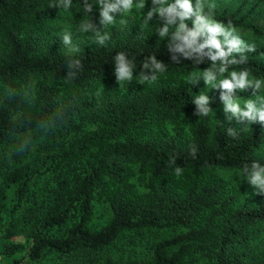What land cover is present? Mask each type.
I'll return each instance as SVG.
<instances>
[{
  "label": "trees",
  "instance_id": "16d2710c",
  "mask_svg": "<svg viewBox=\"0 0 264 264\" xmlns=\"http://www.w3.org/2000/svg\"><path fill=\"white\" fill-rule=\"evenodd\" d=\"M105 1L0 0V81L9 88L0 144L50 121L75 133L50 154L73 171L57 178L40 211L17 217L30 176L23 166L3 174L0 264H179L193 249L212 264H264V193L244 195L218 171L264 173V130L247 113L239 122L213 115L256 89L203 95L191 76L238 73L264 84V44L228 57L188 21L173 30L175 0H141L137 27L124 23L92 45L65 50L43 39L61 16L96 24ZM99 86L111 92L98 103ZM95 199L109 210L98 227L89 223ZM168 226L180 230L156 240L147 258L89 257L122 231Z\"/></svg>",
  "mask_w": 264,
  "mask_h": 264
},
{
  "label": "rangeland",
  "instance_id": "374dc122",
  "mask_svg": "<svg viewBox=\"0 0 264 264\" xmlns=\"http://www.w3.org/2000/svg\"><path fill=\"white\" fill-rule=\"evenodd\" d=\"M141 4V0H106L98 22L90 27L61 16L50 24L49 31L43 39L53 40L59 48L65 50L107 40L112 28L120 27L127 22L136 27L140 24ZM173 9L171 29L181 28L188 21L194 28L202 31L208 40L227 50L228 57L247 54L254 46L264 44V0H175ZM220 14H231L242 24L232 25L216 20L214 16ZM191 76L200 80L203 95H213L225 87L236 91L244 87L256 89L240 100L225 101L213 111V115L239 122L247 113L250 116L249 121L264 130V84L256 77L238 73L222 76L201 72L193 73ZM8 90L9 88L0 81V98ZM110 92V86H99L93 91L98 103ZM83 123V127L93 125L86 118L83 119ZM74 134V131L68 132L67 129L60 128L50 121L30 130L14 133L0 144V184L5 171L14 166H23L30 176L28 191L17 217L21 218L22 212L27 214L29 211L43 209L50 202L57 178L73 171L74 163L51 161L50 154L56 149L57 142L67 140ZM54 138L57 139L56 142L53 141ZM218 171L224 178L241 187L244 195L256 196L264 193V173L243 172L232 168ZM133 179L136 186L141 189L142 184L139 180L136 177ZM108 216L106 203L95 199L90 225L98 227ZM179 230L178 226L125 230L89 257L95 259L108 257L114 261L147 258L156 240ZM58 261H61V258ZM212 261L205 250L193 249L184 255L179 264H212ZM51 262L55 264L56 260L51 259Z\"/></svg>",
  "mask_w": 264,
  "mask_h": 264
}]
</instances>
